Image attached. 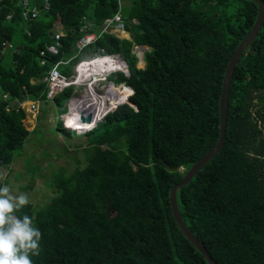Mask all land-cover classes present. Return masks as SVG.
<instances>
[{
	"label": "trees",
	"instance_id": "obj_1",
	"mask_svg": "<svg viewBox=\"0 0 264 264\" xmlns=\"http://www.w3.org/2000/svg\"><path fill=\"white\" fill-rule=\"evenodd\" d=\"M48 1L45 17L25 21L17 0H0V94L47 102L44 78L57 62L73 59L60 67L69 76L79 61L104 51L126 56L131 76L119 74L117 82L130 87L131 105L86 134L84 167L77 159L75 170L52 174L56 197L15 213L29 216L41 233L33 264H208L177 226L170 194L220 138L225 74L256 23L258 5L134 0L124 17L128 31L139 29L132 40L105 34L76 57L86 20L98 32L118 13L119 0ZM59 26L63 46L43 66L41 51ZM136 45L151 48L142 69ZM72 92L47 104L63 108ZM6 107L0 102V166L9 168L31 132L26 112ZM57 130L72 137L62 125ZM178 202L217 264H264V25L233 76L225 147L179 191Z\"/></svg>",
	"mask_w": 264,
	"mask_h": 264
},
{
	"label": "built area",
	"instance_id": "obj_2",
	"mask_svg": "<svg viewBox=\"0 0 264 264\" xmlns=\"http://www.w3.org/2000/svg\"><path fill=\"white\" fill-rule=\"evenodd\" d=\"M122 1L119 0L120 9L118 13L114 17L107 19L98 32L94 30L93 24L85 18L86 23L81 29L83 36L76 44V57L97 43L103 35L110 34L120 38L126 32L127 24L124 16L121 14ZM17 2L22 7V17L25 21L36 19L40 15L37 7L32 6L31 0H17ZM42 2L43 10L48 11L51 7L50 2L48 0H42ZM62 37V32H55L54 42L45 50L41 51V64L43 66L46 64L49 55H59L60 48L63 46L61 41ZM4 47H7L6 43ZM134 51L133 53L138 59L144 57L145 52L143 54V51L145 49L143 47L135 46ZM121 55L108 54L102 51V53H98L94 57L83 59L75 64L74 71L69 76L64 75L60 67L70 64L73 59L60 61L54 65L44 78L48 89L47 102L52 101L55 96L69 89H73L71 97L66 101L63 108V110L67 108L69 112L67 114L64 112L60 115V120L64 128L77 135H86L96 129L105 120L108 116L107 113L110 114L116 111L121 105L130 103V95L127 98L120 96L125 92L124 87H128L127 84L124 82H118L119 84H116L119 74H123L127 78L131 76L129 65L123 61ZM128 89L131 94L130 87ZM0 102L7 104V111H11L15 107L24 110L28 115L35 116L39 114L40 107L45 103L42 100L31 101L28 99L24 101H13L11 100L10 94L7 93L0 94ZM72 105L74 109H72ZM72 114L74 115L70 120L72 125H69L68 116ZM89 115L92 116L91 123L83 122L82 117ZM74 121L78 124H75Z\"/></svg>",
	"mask_w": 264,
	"mask_h": 264
},
{
	"label": "rangeland",
	"instance_id": "obj_3",
	"mask_svg": "<svg viewBox=\"0 0 264 264\" xmlns=\"http://www.w3.org/2000/svg\"><path fill=\"white\" fill-rule=\"evenodd\" d=\"M125 21L126 24L129 23L127 20ZM129 32L133 36L139 32V29L134 27V30ZM136 46L142 47L141 45ZM142 61L144 63L141 66ZM10 62L11 57L8 55L5 63L10 64ZM145 66L143 57L137 58L136 67L142 69ZM116 84L119 83L116 81ZM76 94L78 95V93ZM63 108L46 103L40 107L38 115L26 113L24 122L31 134L25 147L9 168L0 166V185H7L14 195L25 194L35 209L42 208L56 197L58 192L52 179L54 172L66 169L70 173L78 167L77 159L82 162L80 167L86 165L84 153L86 135H77L71 132L72 137L67 138L63 132L57 130L58 126L64 127L60 115L69 112L67 108L64 110ZM59 153H62V157L56 155ZM31 162L37 166L33 173L29 171ZM182 171L184 170L182 169Z\"/></svg>",
	"mask_w": 264,
	"mask_h": 264
},
{
	"label": "water",
	"instance_id": "obj_4",
	"mask_svg": "<svg viewBox=\"0 0 264 264\" xmlns=\"http://www.w3.org/2000/svg\"><path fill=\"white\" fill-rule=\"evenodd\" d=\"M250 1H253L258 5V9H259L258 17L254 27L240 43L227 67L225 79L223 82L222 95L220 99V118H221L220 138L216 143V145L206 155H204L197 163H195L190 168L189 171H187L182 181L174 185L170 194L171 209L177 226L179 227L180 231L185 236V238L205 257V260L207 261L208 264H217V262L211 256L205 244L199 240V238L192 232V230L188 227L185 220L183 219L178 202V193L181 189H183L186 185H188L195 178V176L198 173H200L204 169V167L207 166L225 147L227 141V124H228V115H229V94H230V87L233 80V76L239 64L240 59L248 50V48L252 45V43L256 40L264 25V1L263 0H250ZM133 4L134 2L132 0L122 1L121 3L122 16L124 17L129 16L130 9ZM36 7L39 11L40 17H45L47 15V12L43 10L42 0H36ZM131 25L132 23H130V26ZM142 47L146 50V52L151 50V48L147 46H142ZM121 58L123 59L124 62H127L125 55L122 54ZM82 120L83 122L91 123L92 116L90 115L87 117L84 116L82 117Z\"/></svg>",
	"mask_w": 264,
	"mask_h": 264
},
{
	"label": "clouds",
	"instance_id": "obj_5",
	"mask_svg": "<svg viewBox=\"0 0 264 264\" xmlns=\"http://www.w3.org/2000/svg\"><path fill=\"white\" fill-rule=\"evenodd\" d=\"M28 204L25 194L14 195L7 185H0V264H33L32 257L39 255V229L29 216L15 215Z\"/></svg>",
	"mask_w": 264,
	"mask_h": 264
},
{
	"label": "crops",
	"instance_id": "obj_6",
	"mask_svg": "<svg viewBox=\"0 0 264 264\" xmlns=\"http://www.w3.org/2000/svg\"><path fill=\"white\" fill-rule=\"evenodd\" d=\"M133 2H135L134 0H132ZM134 5V4H133ZM133 5H132V7H133ZM34 6H36V2H35V4H34ZM132 7H131V9H132ZM121 8H122V6H121ZM120 9V8H119ZM131 9H130V12H131ZM130 14V13H129ZM132 23H135V24H138L139 22H138V20H133L132 21ZM55 32H62L63 33V30H62V27H57L56 28V30H55ZM64 34V33H63ZM120 38H122V39H126V40H132V33L131 32H129L128 30H126V32L124 33V34H122L121 35V37ZM92 57V56H91ZM91 57H89V58H91ZM73 71H74V66H73V68H72V73H73ZM47 102H45V103H43L42 104V106H44L45 104H46Z\"/></svg>",
	"mask_w": 264,
	"mask_h": 264
},
{
	"label": "bare ground",
	"instance_id": "obj_7",
	"mask_svg": "<svg viewBox=\"0 0 264 264\" xmlns=\"http://www.w3.org/2000/svg\"><path fill=\"white\" fill-rule=\"evenodd\" d=\"M143 61L141 62V66L143 65ZM124 89H125V92H123L120 96L121 97H128V95H130V93H129V89H128V87H124ZM123 103V102H122ZM74 105V104H73ZM73 105H72V109H74V107H73ZM74 115L72 114V115H69L68 116V121H69V125H72V122L70 121L71 119H72V117H73ZM74 123L75 124H78V123H76L75 121H74ZM88 127V126H87Z\"/></svg>",
	"mask_w": 264,
	"mask_h": 264
}]
</instances>
